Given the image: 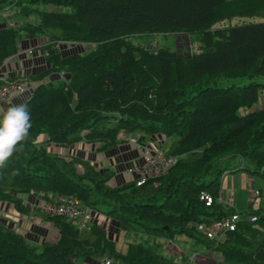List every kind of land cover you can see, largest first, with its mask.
Listing matches in <instances>:
<instances>
[{"label": "trees", "instance_id": "trees-1", "mask_svg": "<svg viewBox=\"0 0 264 264\" xmlns=\"http://www.w3.org/2000/svg\"><path fill=\"white\" fill-rule=\"evenodd\" d=\"M12 8L33 20L0 22V66L20 41L37 38L45 39L48 66L6 79L34 88L22 102L28 132L0 161V203L38 216L57 236L30 241L0 219V264H178L157 241L177 234L216 252L214 264H264L261 213L219 240L202 231L235 212L220 201L222 175L242 170L264 180V107L252 108L264 91V20H256L264 19V0H0V13ZM155 33L188 35L198 50L151 45L145 38ZM60 41L92 48L64 52ZM121 134L139 142L164 135L175 164L140 185H115L91 161L50 151L84 142L104 152L127 140ZM26 196L75 199L90 218L82 227L42 212L40 202L28 207ZM129 232L139 241L122 237Z\"/></svg>", "mask_w": 264, "mask_h": 264}, {"label": "rangeland", "instance_id": "rangeland-1", "mask_svg": "<svg viewBox=\"0 0 264 264\" xmlns=\"http://www.w3.org/2000/svg\"><path fill=\"white\" fill-rule=\"evenodd\" d=\"M12 8L9 11H4L0 13V19L3 18H9L8 15H11L14 17V20L18 22L17 25H21V23H27L30 20H33L31 17L23 18L20 13ZM9 13V14H7ZM20 14V15H19ZM258 20H264V19H256ZM10 21V20H9ZM11 20L9 23L14 25L15 23ZM21 22V23H20ZM194 37V36H193ZM192 37V38H193ZM147 39L148 43L151 45H155L157 47H167L172 51H176L180 55H186L189 53L196 52L199 47V42L192 40L188 35L185 34H175V33H155L151 35ZM134 42H140L143 41L144 38L141 37H133ZM45 39L41 38V40H35L33 39L31 42H37L38 44H34L37 47L40 46L44 42ZM40 43V44H39ZM41 47V46H40ZM57 47L59 50L64 52H85L92 48V44H81L78 42H72V41H60L57 43ZM42 52V51H41ZM41 54V56H44V52ZM58 76H51L52 79H56ZM7 79V78H6ZM235 80H230V82H234ZM57 81L54 82V86L57 85ZM27 95L21 94L18 95V97H26ZM264 107V91L260 93L258 102L256 105H254L252 108H259ZM250 109H241V113H246ZM122 135V134H121ZM119 136L121 140L127 139L126 135H123L125 137ZM159 138H156L157 144L153 143H144L141 142L145 146H151L152 148H161L164 151L166 150L165 146H160L165 141L169 142L170 140L168 138H165L164 135L158 134ZM132 136V135H131ZM129 136V137H131ZM135 138H137L138 135H134ZM139 137V136H138ZM133 138V137H132ZM123 143L127 141H122ZM122 144H118L114 148L101 152L97 150V147L94 145H89L87 143H82L76 146L72 147H50L51 152H56L60 154L61 156L68 157V156H79L81 158L87 159L91 161L96 168H99L103 172H111L113 175V179L111 183H122V180H126L127 176L130 177V173L127 172V168H124V164L126 163V160L122 157L120 159H116L117 155H120L123 151L121 149ZM129 147H133L131 143L127 144ZM126 147V146H125ZM136 151H139L136 148H133ZM132 149V150H133ZM128 166V165H127ZM123 173H118L119 171L123 170ZM117 174V178H116ZM130 179V178H128ZM128 181V180H126ZM124 181V182H126ZM254 187L255 190L259 192L258 197L251 198L249 196L251 190ZM226 190V191H225ZM220 192L222 193L223 197L227 198L229 202L232 201V206L236 209H238V212L241 214L242 217H246L248 214L259 212L261 215H264V180L259 177H252V175L240 170L235 171L230 174H226L223 181H221L220 184ZM231 196V198L229 197ZM233 197V198H232ZM25 203L28 205V207H33L34 209L38 206L37 200H35L32 196H26ZM251 199V202L249 201ZM253 199V200H252ZM40 202V201H39ZM250 202V203H249ZM40 204H42L40 202ZM249 205V207H248ZM248 207V208H247ZM244 208V209H239ZM230 209V208H229ZM6 212V206L0 203V219L7 217ZM18 214V215H17ZM16 218L8 216L11 218V221H8L7 225H10L11 228L16 229V231L25 234L29 232L28 228L30 227L32 229L31 233L35 235V237H38V240L31 239L33 241H40L41 239H54L57 234L54 228L48 223L42 221L38 216L36 215H25V217L19 216L20 213H17ZM22 215V214H21ZM109 219H104V217L101 218V222L105 223L107 225V228H111L112 230L116 229V227L112 224L111 221L108 222ZM4 221V220H3ZM15 224L18 225V227H15ZM20 226L24 227L23 230H20ZM20 227V228H19ZM261 227V226H260ZM264 229V227H262ZM25 231V232H24ZM27 231V232H26ZM42 231V232H41ZM139 233H132L129 232L125 237L127 240L130 241H139L138 237ZM31 235V234H27ZM43 235V236H41ZM34 237V236H33ZM122 239V238H121ZM123 241V239H122ZM161 243L159 253L163 256L173 259L178 264H185L187 263V256H189L192 253H199L200 255L198 258H195L194 263L195 264H214L215 262H218L221 260V257L214 252L213 250L205 251L202 244L195 242L191 237L185 235V234H177L175 235L171 240H157ZM100 264V262H99ZM112 264V262H111ZM114 264V263H113Z\"/></svg>", "mask_w": 264, "mask_h": 264}, {"label": "built area", "instance_id": "built-area-1", "mask_svg": "<svg viewBox=\"0 0 264 264\" xmlns=\"http://www.w3.org/2000/svg\"><path fill=\"white\" fill-rule=\"evenodd\" d=\"M44 56L46 53L44 52ZM21 78V77H19ZM34 88V84L30 81H10L0 77V102L9 103L12 99L18 95L26 92L31 93ZM133 137V138H132ZM127 143H131L133 148L138 149L141 163L139 165H132L127 168V172L136 175V185H140L146 178L156 177L163 175L167 170L175 164L177 158L174 156H166L165 152L161 148H152L151 146H145L135 138L134 135L127 138ZM225 175V174H224ZM251 198L258 197L259 192L254 187L249 190ZM201 200L205 201V204L211 203V197L207 194H202ZM42 212L48 215H62L68 220L80 222L83 227L90 218V210L81 206L75 199L67 198L59 203H46L39 205ZM257 216L254 214H248L246 217H242L239 212H234L225 217H221L212 221L208 227L203 229V233L208 239L219 240L223 238L225 232L233 231L236 229L237 224L243 221L255 222ZM199 253H192L187 256V263L195 264V258H198ZM111 259L103 260L104 264H111Z\"/></svg>", "mask_w": 264, "mask_h": 264}, {"label": "crops", "instance_id": "crops-1", "mask_svg": "<svg viewBox=\"0 0 264 264\" xmlns=\"http://www.w3.org/2000/svg\"><path fill=\"white\" fill-rule=\"evenodd\" d=\"M13 11H15V10L13 9ZM7 14H9V13H7ZM8 16H10V19L6 18L7 20L5 21L4 18H3V19H0V22H2L3 20L7 24H9V22L11 20L16 22V20H14L13 16H11V15H8ZM32 40L33 39L20 41V43L18 44V47H17V52L13 56L7 58L2 63V65L0 66V77H2L4 79H6V78L12 79V78H15V77H28L30 75H35V74L39 73L40 71H42L43 69H45L48 66V63H47L45 57H43V56H41V54H39V52L42 51V49H40V46L42 44L37 47L34 44H38V43L37 42L36 43L35 42H31ZM35 40H39L40 41L41 39L37 38ZM32 43H34V44H32ZM41 53H43V51ZM24 95L28 96V95H30V93L26 92V93H24ZM26 97L22 98V97H18L17 96L14 99H12L9 103H1L0 102V108H6L7 106L12 105V104H21ZM123 135L124 134L121 135L122 138L125 137ZM158 136L159 135L153 136L146 143H150L151 142L153 144H157L158 142L156 141V138H159ZM80 144H82V143H80ZM127 144L128 143H126V142L122 143V145L120 147H121L123 152L120 155H117L116 157H114L116 159L117 158L120 159V158L123 157L126 160V163L123 166L124 168H128V167H130L132 165H139L141 163V159H140L139 153L137 151L134 152L135 150L133 149V147H131V146L129 147ZM168 144H169V142L165 141L160 146H162V147L165 146V148H167ZM77 145H79V144H77ZM51 147L56 148V146H51ZM123 167H121V168H123ZM124 168H123V170L119 171L118 173H120V174H121V172L123 173ZM225 176H226V174L222 176V180L221 181L224 180ZM116 178H117V174H116ZM128 178H130V179H128ZM126 180H128V181L129 180H136V175L135 174H130V177L127 176ZM126 180L124 179V180H122V182H124ZM117 184H120V183H117ZM115 185H116V183H115ZM249 196L251 197L250 194H249ZM229 197L231 198L230 195H229ZM220 201L222 203H224L226 208H230L231 210H233L235 212H238V209H236V208H234L232 206V201L229 202L227 200V198L223 197L221 192H220ZM249 201L251 202V199ZM1 204L6 206V212L5 213H7V217L6 218H2V219L4 220L5 223L8 224V221L12 220L8 216L10 215L11 217H15L16 218L15 214H17V212L12 208L11 205H9L7 203H1ZM248 207H249V205H248ZM239 209H244V208H239ZM19 216L25 217V215H23V214L22 215L20 214ZM15 227H18V225L15 224ZM20 227L19 228L22 231L24 227H22V226H20ZM28 230H29V232L26 231L27 233L24 234L26 236V238L28 240H30V241H33L31 239L38 240V237H35V235H33V233H31L32 229L30 227L28 228ZM28 233L31 234V235H27ZM41 236H43V235H41ZM43 239H41V240H43Z\"/></svg>", "mask_w": 264, "mask_h": 264}, {"label": "clouds", "instance_id": "clouds-1", "mask_svg": "<svg viewBox=\"0 0 264 264\" xmlns=\"http://www.w3.org/2000/svg\"><path fill=\"white\" fill-rule=\"evenodd\" d=\"M30 115L25 103L0 108V161L7 158L14 146L27 134Z\"/></svg>", "mask_w": 264, "mask_h": 264}]
</instances>
